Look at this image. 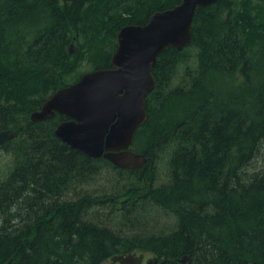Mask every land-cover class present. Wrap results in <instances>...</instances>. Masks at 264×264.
<instances>
[{"label": "trees", "instance_id": "1", "mask_svg": "<svg viewBox=\"0 0 264 264\" xmlns=\"http://www.w3.org/2000/svg\"><path fill=\"white\" fill-rule=\"evenodd\" d=\"M181 1L0 0V131L15 133L0 148V264H264V0L199 8L191 44L159 56L131 148L143 168L71 149L55 134L66 116L30 119L83 60L112 68L121 28Z\"/></svg>", "mask_w": 264, "mask_h": 264}, {"label": "water", "instance_id": "2", "mask_svg": "<svg viewBox=\"0 0 264 264\" xmlns=\"http://www.w3.org/2000/svg\"><path fill=\"white\" fill-rule=\"evenodd\" d=\"M218 0H182L171 9L153 13L145 25H127L118 32L112 68L95 69L53 93L33 112L32 122L66 116L55 130L71 149L110 161L121 169L139 170L148 159L131 149L136 131L148 118L146 98L156 86L153 69L169 47L182 51L192 42V24L199 8ZM15 138L0 131V148ZM144 253L116 255L105 264H144ZM153 257L146 264H158ZM181 264H191L184 256Z\"/></svg>", "mask_w": 264, "mask_h": 264}, {"label": "rangeland", "instance_id": "3", "mask_svg": "<svg viewBox=\"0 0 264 264\" xmlns=\"http://www.w3.org/2000/svg\"><path fill=\"white\" fill-rule=\"evenodd\" d=\"M77 47V46H76ZM95 65L92 61H82L79 67L77 68L76 72L67 76V82L68 83H75L79 77L82 75L94 71L95 70ZM11 162L10 157L3 151L0 150V169L4 170L7 168V165ZM111 173L110 171H107L106 174H103L100 179L93 185V189L97 191H102L106 188L107 183L109 182L107 178V175ZM162 180H167V172L164 170L162 171ZM107 213V211L105 212ZM160 225L157 226V229L163 230L164 232H169L170 230L173 229L175 225V219L170 217V216H165L164 218L161 219ZM153 258V255L146 253L145 254V259H144V264L146 262ZM109 263V262H108Z\"/></svg>", "mask_w": 264, "mask_h": 264}, {"label": "bare ground", "instance_id": "4", "mask_svg": "<svg viewBox=\"0 0 264 264\" xmlns=\"http://www.w3.org/2000/svg\"><path fill=\"white\" fill-rule=\"evenodd\" d=\"M112 46V45H111ZM67 62V61H66ZM146 232V231H145Z\"/></svg>", "mask_w": 264, "mask_h": 264}]
</instances>
